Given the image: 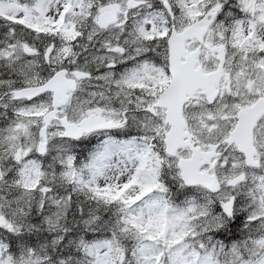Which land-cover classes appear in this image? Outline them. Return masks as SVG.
<instances>
[{"label": "snow or ice", "instance_id": "snow-or-ice-1", "mask_svg": "<svg viewBox=\"0 0 264 264\" xmlns=\"http://www.w3.org/2000/svg\"><path fill=\"white\" fill-rule=\"evenodd\" d=\"M0 264H264V0H0Z\"/></svg>", "mask_w": 264, "mask_h": 264}]
</instances>
